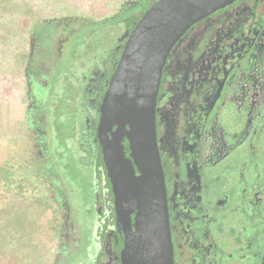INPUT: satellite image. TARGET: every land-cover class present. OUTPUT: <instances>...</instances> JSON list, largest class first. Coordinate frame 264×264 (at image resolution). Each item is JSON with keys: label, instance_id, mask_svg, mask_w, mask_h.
Segmentation results:
<instances>
[{"label": "flooded vegetation", "instance_id": "af4514ba", "mask_svg": "<svg viewBox=\"0 0 264 264\" xmlns=\"http://www.w3.org/2000/svg\"><path fill=\"white\" fill-rule=\"evenodd\" d=\"M158 1L126 0L122 7L138 8L130 14L134 25L124 27L115 46L109 47L103 37L100 58L91 53L86 61L79 54L97 37L96 31L80 34L81 44L68 48L75 34L86 29L89 18L84 16L46 21L52 31L43 45L38 37L30 36L24 69L30 121L27 153L31 159L27 162L32 168L46 169L49 180L55 176L56 183L60 182L56 168L48 162L40 125L52 122L60 133L57 119L51 116L62 115L61 105L51 103L55 112L49 114L46 102L38 99L42 97L39 93L47 96L50 92L44 90L57 80L67 87L64 100L70 106L66 112L75 111L79 117L74 140L95 185L89 191V235L79 241L71 226L69 233L60 234L66 241L58 246L59 256L62 248L70 252L79 245L86 264H122L125 236L117 229L118 205L98 132L100 109L129 33ZM99 20L88 25L103 23ZM119 25L123 23L112 24L106 37L115 35ZM64 53L71 58L62 76L59 66ZM76 65L82 73L75 81L78 90L71 88L73 97L68 99L72 86L68 87L67 76L76 71ZM155 124L172 264H264V0H234L210 11L182 34L163 66ZM124 152L133 163L128 143ZM133 167L139 178L140 169L134 163ZM39 187L61 216L70 211L66 195L54 185V179L51 184L41 181ZM51 187L53 198L46 190ZM121 208L127 209L124 199Z\"/></svg>", "mask_w": 264, "mask_h": 264}, {"label": "rangeland", "instance_id": "374dc122", "mask_svg": "<svg viewBox=\"0 0 264 264\" xmlns=\"http://www.w3.org/2000/svg\"><path fill=\"white\" fill-rule=\"evenodd\" d=\"M125 1L0 0V94L5 95V89L7 96H12L20 90L23 93L26 91L24 69L29 57L30 36L38 37L41 45L45 44L47 33L52 31L51 24L46 21L84 16L89 18L91 22L87 23L91 24L92 20L97 21L105 17V23L104 18L99 20L103 23L98 25L87 24L86 29L75 34L68 46L70 49L76 48L83 41L77 36L96 31L97 37L90 40L86 48H83L85 47L83 45V51L79 54L81 53V59L86 61L89 60L91 53H98L100 58L102 39H107L109 47L115 46L117 37L124 27L132 28L134 25L135 19L130 18V14L136 12L138 8L130 10V6L122 7ZM120 22L123 25H119L115 35H109L107 38L106 32L109 27ZM70 58L71 56L64 53L59 66L62 76ZM75 70L70 72L75 77L67 76L68 87L72 86L67 94L68 99L73 97L72 89L78 90L75 81L81 77L82 72L77 65ZM60 84L57 80L51 81L49 88L44 90L50 92L47 96L38 91L42 96L38 99L46 102L44 105L46 113L55 112L49 106L51 103L61 105L62 115L58 118L56 114L51 116L52 119H57L60 133L56 132L57 129L52 126V122V125H40L46 141L45 153L50 159L48 162L51 163V167L56 168L55 171L61 179L58 183L55 176L50 180L47 178L49 173L47 174L46 169L32 168L27 162L31 159L27 153L30 146L27 127L30 121L25 114V107L22 109V122H19L20 117L17 114L15 118L11 117L12 113H15L10 110L13 107L0 104V176L2 175L0 183L4 182L0 184V264H86L85 252L82 255V249L81 251L77 249L79 245L70 252L64 247L62 251L60 250V256L58 255V246L66 241L60 234L69 233L71 226L79 241H84L85 236L89 235L91 230L89 210L92 209L89 191L95 188L90 176L92 171L88 167L85 168L80 161L81 153L74 140L80 124L79 117L75 115V111L66 112L70 106L64 100L67 87L63 83ZM53 96H57V99ZM26 100H23V105ZM30 127L35 129L36 126ZM46 174L47 176H44ZM53 179L54 185L66 195L68 200L66 205L69 204L71 207L70 211H63L62 216L53 200L45 198V192L39 187L41 181L45 180V183L51 184ZM51 189L52 187L46 190ZM50 192L47 195L53 198V191Z\"/></svg>", "mask_w": 264, "mask_h": 264}, {"label": "water", "instance_id": "95a60500", "mask_svg": "<svg viewBox=\"0 0 264 264\" xmlns=\"http://www.w3.org/2000/svg\"><path fill=\"white\" fill-rule=\"evenodd\" d=\"M232 1L160 0L127 37L101 105L98 125L118 205L117 229L125 236L122 264H172L168 218L162 204L163 179L157 166L155 106L161 74L182 34L210 11ZM126 143L140 169L139 178L130 158L125 157ZM123 199L126 210L121 208ZM130 209L136 212L134 225Z\"/></svg>", "mask_w": 264, "mask_h": 264}, {"label": "crops", "instance_id": "0c3cea01", "mask_svg": "<svg viewBox=\"0 0 264 264\" xmlns=\"http://www.w3.org/2000/svg\"><path fill=\"white\" fill-rule=\"evenodd\" d=\"M25 90H26V88H25ZM10 91H11V89H10ZM6 92H7V90L5 89V92H4L5 95H6ZM5 95L0 94V104L13 107L14 109L10 108V110H13L15 113H12V115L10 113L11 117L15 118L14 116H16V114H17L20 117L19 122H22V117H23V110L22 109H23V107H25V109H26L25 114L27 115V108H26L27 100H26L25 105H23V100L26 99V91L24 93L22 90H20V92L17 91L12 96H7V95L5 96ZM6 101H8V102H6ZM21 130L23 131V128ZM21 134L23 136V133H21ZM1 176H0V179L2 178ZM2 183H4V182L1 181L0 184H2Z\"/></svg>", "mask_w": 264, "mask_h": 264}, {"label": "trees", "instance_id": "16d2710c", "mask_svg": "<svg viewBox=\"0 0 264 264\" xmlns=\"http://www.w3.org/2000/svg\"><path fill=\"white\" fill-rule=\"evenodd\" d=\"M59 228H60V226H59ZM58 233H59V231H58Z\"/></svg>", "mask_w": 264, "mask_h": 264}]
</instances>
